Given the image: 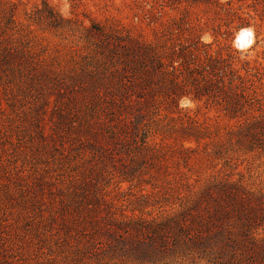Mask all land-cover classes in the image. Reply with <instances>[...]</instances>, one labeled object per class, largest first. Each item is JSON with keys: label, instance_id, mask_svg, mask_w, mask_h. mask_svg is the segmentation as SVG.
Masks as SVG:
<instances>
[{"label": "rangeland", "instance_id": "obj_1", "mask_svg": "<svg viewBox=\"0 0 264 264\" xmlns=\"http://www.w3.org/2000/svg\"><path fill=\"white\" fill-rule=\"evenodd\" d=\"M44 1L64 17L80 20L75 25L79 29V24L90 26L91 21L128 27L140 25L147 36H153L147 22L141 23L136 17L141 15L137 0H21L18 21L29 25L32 11L42 7ZM138 1L147 8L152 2ZM255 3V0H233L232 15L221 9L217 18L205 6L197 7L194 17L200 19L204 28L201 41L212 44L214 52L226 56L231 54L228 48L231 47L236 62L250 61L264 67V24L256 18L254 9L263 5ZM166 10L171 15L178 14ZM249 15L257 21L253 19L251 26H241L239 16ZM220 25L222 34L216 37L213 28ZM32 28L36 50L49 61L58 60L69 68L94 66L95 47L81 38L79 32H56L36 25ZM245 29L252 31L253 40L250 46L241 48L236 38ZM262 82L258 90L264 94V77ZM80 93L76 92L72 103L66 95L58 102L54 100L52 109L39 116L35 99L26 98L16 104L9 91L2 92L0 264H264V133L260 132L252 141L241 139L231 129L236 120L225 117L218 106L183 97L180 109L192 110L201 121L211 118L212 122H222L221 132L200 142L185 141L179 133H163L171 127L179 130L181 125L161 115L159 127L152 129L156 133H152L150 140L165 147V159L143 161L138 159L141 154L136 153L139 143L134 136H119L113 142L100 135L102 131L96 124L107 121L105 113L98 103L94 105L91 97L81 98ZM80 118L90 122L91 132L100 133L99 137L86 133ZM128 118L125 117V122L130 121ZM126 144L130 151L125 154ZM100 147L103 149L96 152ZM121 175L134 177V181L119 185ZM85 176L87 183L82 186L87 189L88 200L105 190L117 205L118 214L123 211L146 219L167 217L178 208V196L186 194L187 184L204 183L215 176L221 177L222 182H237L248 193L237 208L224 194L218 198L222 199V215L217 218L208 214L215 212V204L206 205L202 216L206 229L197 222H189L192 239L208 237V229L214 233L221 230L220 249L181 250L175 248L172 238L162 245L150 235L118 233L126 242L120 251L113 253L109 250L110 238L101 230L104 224L97 225V221L103 222L104 212L94 211L93 201L80 207L82 203L73 200V186L79 190ZM229 237L233 243L226 239Z\"/></svg>", "mask_w": 264, "mask_h": 264}, {"label": "trees", "instance_id": "obj_2", "mask_svg": "<svg viewBox=\"0 0 264 264\" xmlns=\"http://www.w3.org/2000/svg\"><path fill=\"white\" fill-rule=\"evenodd\" d=\"M255 2L256 6L263 5L254 9L256 18L264 24V0ZM20 3L21 0H0V103L3 91H9L16 104L33 98L40 116L52 109L54 100L58 102L66 95L72 103L76 92H81V98L91 97L95 106L99 104L107 120L96 124L101 134L91 132L90 122L80 118L82 129L113 142L119 136H134V141L139 143L136 153L141 154L138 159L143 161L165 159V147L150 140L152 133H156L152 129L159 127L161 115L181 125L179 130L171 127L163 133H179L185 141L200 142L221 132L222 122H212L211 118L201 121L192 110L180 109L183 97L218 106L225 117L236 120L231 129L234 128L241 139L252 141L260 132L264 133V94L258 90L263 85L264 67L250 61L236 62L231 47H228L231 50L228 56L214 52L212 44L201 41L204 28L200 19L194 17L200 6H205L215 18L220 16L221 9L232 15L233 0L226 3L220 0H152L148 8L137 0L141 15L136 17L141 23L147 22L152 37L147 36L140 25L128 27L91 21L90 26L79 24V29L75 25L80 20L64 17L48 1H44L42 7H35L33 15L29 16L30 24L25 26L16 18ZM75 4L77 7L78 3ZM225 6L229 7L225 9ZM166 9L178 14L171 15ZM239 17L241 26H251L253 19L257 21L251 15ZM33 25L56 32H79L81 38L95 47L92 51L96 58L94 66L69 68L58 60L49 61L36 50ZM221 30V25L213 28L214 35H221ZM94 113L97 117V112ZM127 116L130 121L125 122ZM129 149L127 144L123 146L125 154ZM99 162L103 163V159ZM86 180L85 176L79 190L78 186H73V200L76 204L82 203L80 207L93 201V205L96 203L94 211L104 212L103 222L97 221V225L104 224L101 230L110 238L109 250L113 253L120 251L126 242L118 233L150 235L162 245L172 238L175 248L181 250L220 249L221 230L214 233L208 229V237L196 240L191 238L189 222H197L206 229L208 226L202 218L206 205L215 204V212L208 214L217 218L222 215V199L218 198L224 194L237 208L242 206V199L248 193L237 182H222L221 177L215 176L204 183L187 184L186 190L182 187L186 194L178 196V208L167 217L146 219L123 211L118 214L117 205L105 190L88 200L87 189L82 186ZM132 181L134 177L121 175L117 183ZM226 239L234 241L230 237Z\"/></svg>", "mask_w": 264, "mask_h": 264}, {"label": "bare ground", "instance_id": "obj_3", "mask_svg": "<svg viewBox=\"0 0 264 264\" xmlns=\"http://www.w3.org/2000/svg\"><path fill=\"white\" fill-rule=\"evenodd\" d=\"M247 34H250V42L252 43V40H253V33L250 29H245L243 30L240 35L237 37V45L241 48H245V47H248L249 44H246L245 46L243 45V43H246L245 40H246V36Z\"/></svg>", "mask_w": 264, "mask_h": 264}, {"label": "water", "instance_id": "obj_4", "mask_svg": "<svg viewBox=\"0 0 264 264\" xmlns=\"http://www.w3.org/2000/svg\"><path fill=\"white\" fill-rule=\"evenodd\" d=\"M236 41H237V38H236ZM245 42H246V43H243L244 46H245L246 44H249V46L251 45V42H250V34H247Z\"/></svg>", "mask_w": 264, "mask_h": 264}]
</instances>
